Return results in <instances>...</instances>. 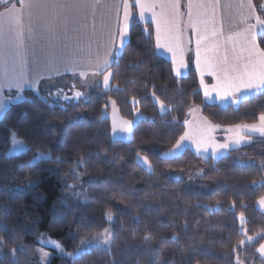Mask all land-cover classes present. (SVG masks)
Returning a JSON list of instances; mask_svg holds the SVG:
<instances>
[{"label": "trees", "instance_id": "16d2710c", "mask_svg": "<svg viewBox=\"0 0 264 264\" xmlns=\"http://www.w3.org/2000/svg\"><path fill=\"white\" fill-rule=\"evenodd\" d=\"M251 1L264 17L263 1ZM132 13L128 47L113 60L108 90L95 89L76 102L27 90L0 118V203L10 208L0 235L11 238L14 230L17 249L26 246L17 251L18 264H40L36 248L45 238L75 255L82 239L105 228L112 233L111 254L100 247L71 259L53 255L48 264H264L256 251L264 243L257 235L264 233V213L256 209L264 196V137H248L219 159L188 149L161 157L184 134L193 105L218 126L255 124L264 113V94L236 106L204 103L190 58L186 76L176 78L155 51L150 25L139 22L134 7ZM64 82L71 95L73 78ZM110 101L125 120L132 121L135 111L142 116L130 142L111 138L102 116ZM13 130L18 139L45 146L52 158L19 168L33 156L6 155ZM138 154L147 157L148 170L136 161ZM242 229L252 243L239 245Z\"/></svg>", "mask_w": 264, "mask_h": 264}, {"label": "snow or ice", "instance_id": "6c2138e0", "mask_svg": "<svg viewBox=\"0 0 264 264\" xmlns=\"http://www.w3.org/2000/svg\"><path fill=\"white\" fill-rule=\"evenodd\" d=\"M9 2L10 0H0V4H3L6 9L5 13H0V111L5 109L7 101L11 99L10 96L5 95V90L8 93L15 91L17 94H22L24 88L28 87L38 94L43 81L51 83L57 77L66 74L74 78L71 95L65 93L59 85H55L56 94L63 101H79L87 95L86 92L77 90V83L84 88L99 87L98 81L89 84V76H103V88H110V77L114 75L110 71L113 62L111 58H120L124 49L128 47L127 42L130 40L131 29L134 27L133 7L138 10V18L141 22L145 21L146 13L151 15V23L155 25L156 32L155 47L171 53L173 73L179 76L181 69L187 67L183 60L177 61V51H183L180 0H134L132 3L130 0H120L123 14L121 16L118 13L112 24L105 23L101 13L100 29L106 31L107 35V44L102 57L92 55V44L95 42L97 47L101 45L97 37V13L108 7L104 0H20L19 10L16 9L15 4L8 7ZM115 6L119 8V4ZM220 6V0H201L196 4L189 0L185 5L188 9V22L185 27L191 29L195 40V65L201 76L200 84L205 100L211 99L212 94L215 93L218 101H230L232 104H237L241 94H264V48L261 47L264 43L262 39L264 38V17L255 15L256 10L251 0H241L237 5L229 2L223 6L229 9L234 6L240 9L247 8L248 13L242 14L236 23L231 24L229 34L225 35L223 26L217 28L215 25V13ZM194 7L199 10L195 18L192 11ZM82 9L90 13L91 24H89V15H85L81 26L73 29L77 35L70 36L68 17L62 14ZM25 10H27L26 19ZM33 10H36L35 14ZM209 10L212 11L213 16L211 21L204 18ZM58 17H60L59 23L57 22ZM250 20H254L255 23H250ZM210 23L211 27H209ZM89 28L91 32L87 44L84 45L81 43L79 33L87 32ZM104 31H101V37ZM205 73L216 81L211 88L204 84L203 75ZM155 95L154 92L153 96ZM16 98L19 99L20 95ZM244 99H248L247 95H244ZM156 103L159 104L161 110L165 108L164 103L158 98ZM258 121V124L236 125L235 128L249 133H259L261 137H264V113L259 115ZM132 131V121L119 123L114 121L112 124L114 135L117 133L130 134ZM228 131L231 132L233 129L229 128ZM240 131L231 138V145L239 146L245 140ZM17 136L18 133L15 130L10 133L11 147L6 155L31 153L33 156L27 165L22 163L18 165L19 168L34 165L38 160L52 158V153L45 146L18 139ZM189 139L190 134L185 132L171 152L177 151L182 146V142ZM192 143L198 153L207 152L211 148L213 157H216L219 151H227L230 147L229 143L215 144L203 138L199 141L193 140ZM164 155H169V153ZM138 159L150 167L147 157L138 154ZM56 160L58 161L59 157H56ZM261 167L264 168V165ZM25 179L31 183L30 176ZM257 204L264 209V196L258 199ZM9 212L10 208L0 203V222L4 221ZM105 216L108 221H112L110 212L105 213ZM239 220L243 228L245 224L243 213ZM40 235L43 239V234ZM244 235L247 236L246 230ZM257 235L264 239V233ZM111 237V231L105 228L91 239H82L81 244L86 247L81 249L77 255L90 253L94 248L101 246H105L104 250L111 254ZM144 239L147 240L148 236ZM247 239L251 242L255 238L247 236ZM18 241L19 237L14 230L11 238L0 235V264H18L17 251H23L26 247L21 243L17 249ZM47 242L52 244L57 252L71 255L65 252L60 242L52 240ZM244 244L245 240L239 241V245ZM37 251L40 252L41 264H44L52 255L42 249ZM233 251L236 249L234 248ZM256 251L264 258V243L260 244ZM113 264H120V261L114 260Z\"/></svg>", "mask_w": 264, "mask_h": 264}, {"label": "crops", "instance_id": "0c3cea01", "mask_svg": "<svg viewBox=\"0 0 264 264\" xmlns=\"http://www.w3.org/2000/svg\"><path fill=\"white\" fill-rule=\"evenodd\" d=\"M262 1L264 3V0H262ZM132 2H134V0H131L130 3H132ZM188 2H189V0H180V3L182 5L181 9H180V11L182 13V16L180 18V20H181V25L180 26H181V29L183 30V36H182V49H183V51H179V50L177 51V61L179 62L180 60H183L184 63L187 65V67L181 69V74L179 76H176L175 73H173V75L176 78L185 77L186 74H187V70H188V58H190L191 66H192V68L194 69V71L196 73V76H197V79H198V84H199V89H200L201 96H202V101L204 103H206V104H216L218 106H223V107L236 106L239 102H241L243 100H246V99H244V95H247L248 98H252V97L258 96V95H253L252 93L241 94L240 101L237 104H232L230 101H226V102L218 101L216 99V97H215V93L212 94V98L211 99L205 100L204 95H203V90H202L201 84H200L201 76L197 72L196 65H195V40H194V38L192 36L191 29L185 27V25L188 22V9L185 7V5H187ZM192 2L194 4H196V3H200L201 0H192ZM229 2L233 3L234 5H237V4H239L241 2V0H220V5L221 6L217 8L216 13H215V25H216L217 28H220L221 26H223V30H224L225 35L229 34L230 25L231 24L236 23L238 21L239 17L242 14H247L248 13V9L247 8L240 9V8L234 6L231 9H229V8H226V7L223 6V5H225V4L229 3ZM104 3L106 5H108V7L104 8V9H101V11L97 13V37L100 39L101 45L99 47H97L95 42L92 44V55L93 56H100V57H102L104 55L105 46L107 44L106 31L100 29V24H99V21H100V18H101V13L103 14V19H104L105 23H107V24L114 23L118 13L121 16L123 14V8H122V4H120V0H104ZM251 3H252V1H251ZM13 4H15L17 10L20 9V0H10V2L8 4V7H11ZM117 4H119V8H117L115 6ZM253 8H254V6H253ZM135 10H136V17L139 20V18H138V10L136 8H135ZM35 11L36 10H33L34 14H35ZM157 11H159V9H157ZM192 11H193V16L195 18V14L199 10L194 7ZM5 12H6L5 6L3 4H0V13H5ZM49 15H51V13H49ZM62 15H66L68 17V28H69V35L70 36L77 35V33L73 31V29H78L81 26V24L83 23V17L85 15H89V24H91L90 13H88L86 10H83V9L79 10L77 12H69V13H65V14H62ZM255 15L258 16L256 11H255ZM145 17H146L145 21H143V22L139 21V22H141L142 24L150 25V27L152 29L154 46H155V37H156L155 25L151 23V15L149 13H146ZM26 18H27V10H25V19ZM204 18H206V19L211 21L213 19L212 11L209 10ZM57 22L58 23L60 22V17L57 18ZM249 22L250 23H255L254 20H250ZM211 26L212 25L210 23L209 27H211ZM101 31H104V35L102 37L100 35ZM90 32H91V29L89 28V30L87 32L79 33V35L81 36V43H83L84 45L87 44ZM162 39H164L163 35H162ZM73 43H76V41H73ZM155 51H156L158 56H160L164 60L168 61L171 64V66L173 67L171 53L166 52L163 49H157L156 47H155ZM111 59L114 60V58H111ZM66 76H69V77L73 78L70 74H66L65 76L57 77L56 80L51 82V83L49 81H43L41 83L40 87L42 88L44 86H47V87L53 89V88H55V85H59L62 88L63 85L65 84L64 77H66ZM88 79H93V80H96V81L97 80L102 81L103 76H97V77L89 76ZM203 81H204V84L207 85L209 88H211V86L214 83H216V81L211 76L207 75V73H205L203 75ZM27 90L32 91L30 88L25 87L24 91H27ZM14 93H16V92L13 91L12 93H8L7 90H5V95L6 96H10L11 99L7 101L5 109L3 111H0V118L3 116V114L7 110V108H9L12 105V102H11L12 101V94H14ZM258 123H259V121H257L255 124H258ZM248 125H250V124H248ZM219 127L222 128L221 130H228L229 128H232L233 131H231L230 133H233L234 136H236L237 132L240 131V130H237L235 128V126L234 127H222V126H219ZM240 134L245 137L246 143L248 142V137H251V136L261 137L259 135V133H249L247 131H240ZM226 143H228V142L226 141Z\"/></svg>", "mask_w": 264, "mask_h": 264}, {"label": "rangeland", "instance_id": "374dc122", "mask_svg": "<svg viewBox=\"0 0 264 264\" xmlns=\"http://www.w3.org/2000/svg\"><path fill=\"white\" fill-rule=\"evenodd\" d=\"M94 81H96V80L88 79L89 84H93ZM97 81L99 82V87L92 86V87L84 88V87L81 86V84L77 83L76 84V88L78 90H81V91L87 93V95L85 97H83V98L88 97V94L90 92H93L95 89L101 88L103 91H106V90L109 89V88L108 89H104L103 88V84H102L103 79H102V81H100V80H97ZM68 85H69L68 83H65L63 85V87H62L63 90H66L67 88H69ZM52 91L56 92V88L52 89V88H49L47 86L39 88V93H42V94H45V95L47 93H52ZM35 94H37V93L35 92ZM17 95H20L19 99L16 98ZM23 100H24L23 94H16V93L12 94V101H11L12 105L18 104V103L22 102ZM112 102L113 101L109 102L108 110H104L103 113H102L103 118L108 119L109 122H110V125H111V138L113 140H120V141H123V142H130L131 139H132V133H130V134L117 133L115 135L112 133V124H113L114 121L117 122V123H119L121 121H128V120L123 119L119 115V112H118L115 104H113ZM221 107H223V106H221ZM163 110H161V108H160V111H163ZM141 119H142L141 114L138 111H135L134 112V118L132 120L133 126L136 124L137 121H139ZM184 126H185L184 133L188 132L190 134V139L183 141L182 142V146L177 151L171 152V150L174 148L173 147L171 150L166 152V153H169V155H164L165 154L164 153L161 156L163 159H173V158L179 156L184 150H187V149L190 150L196 156H198L199 158H202V159H207V158L219 159V158H222V157L226 156L229 151L234 150L236 148H239L240 146H242V145H244L246 143V140H244V141L241 142V144L239 146L231 145V138L234 137V134L228 132V130H221L222 129L221 127L209 122L201 114V108L198 105H193L191 107V109H190V111L188 113V116H187V118H186V120L184 122ZM209 129H211V130H209ZM202 138L205 139L206 141L214 142L215 144H223V143H226V141H227L230 144V147H229V149L227 151H223V150L219 151L216 157L212 156L211 148H209V150L207 152L201 151V152L198 153L196 151V148H195L194 144L192 143V141L193 140L199 141ZM18 154H20V153H18ZM18 154H15V155H18ZM15 155H13V156H15ZM136 161L144 169H146V170L149 169V166L145 165L141 160H139L138 156L136 157ZM256 209L259 212L264 213V209H261L258 206L257 203H256ZM242 232L244 234V230L243 229H242ZM94 236H96V235H94ZM92 237L93 236H91L89 238H86V239H91ZM49 240H51V239L45 238V239L41 240L40 243H39V246L36 248V252H37V256H38L40 264H41L40 252L37 251L38 249H42L44 252H49V253L52 254L49 257V259L46 262H44V264H48L53 255L71 259V258H74L75 256H77V253L80 252L81 249L86 247L85 245H82L80 250L75 255H65V254H61L60 252H57L56 249L54 248V246L47 242ZM244 240H245V244H250V243L253 242V241L249 242L248 239H247V236H245ZM52 241H54V240H52ZM101 247L104 248L105 246H101ZM258 256H259L260 259L264 260V258H262L259 253H258Z\"/></svg>", "mask_w": 264, "mask_h": 264}, {"label": "water", "instance_id": "95a60500", "mask_svg": "<svg viewBox=\"0 0 264 264\" xmlns=\"http://www.w3.org/2000/svg\"><path fill=\"white\" fill-rule=\"evenodd\" d=\"M76 102V101H75Z\"/></svg>", "mask_w": 264, "mask_h": 264}]
</instances>
